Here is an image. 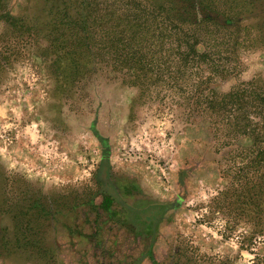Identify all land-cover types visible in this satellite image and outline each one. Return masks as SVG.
Masks as SVG:
<instances>
[{
  "label": "rangeland",
  "instance_id": "1",
  "mask_svg": "<svg viewBox=\"0 0 264 264\" xmlns=\"http://www.w3.org/2000/svg\"><path fill=\"white\" fill-rule=\"evenodd\" d=\"M216 1L211 21L190 25L173 0H98L89 42L64 36L60 78L45 28L62 2H1L0 264H264V0ZM106 168L119 191L108 208ZM158 204L173 206L129 221Z\"/></svg>",
  "mask_w": 264,
  "mask_h": 264
},
{
  "label": "trees",
  "instance_id": "2",
  "mask_svg": "<svg viewBox=\"0 0 264 264\" xmlns=\"http://www.w3.org/2000/svg\"><path fill=\"white\" fill-rule=\"evenodd\" d=\"M4 1V0H3ZM0 0V10L3 7ZM49 4L53 7L54 5H57L59 2H62L64 8L56 13L55 16L53 17L50 25L45 28L46 32L49 35L48 41L51 43L53 47H56L57 50L56 52V58L54 59L53 63L59 65L58 71L55 73L57 75V78L60 76H63L66 74L67 70L69 68H72L70 64H65L64 59H66V54L67 52L66 49L70 47L71 44L70 40L67 41V37L64 38V36L67 34V31L71 32V34L75 37H80L78 38L79 43L84 42L85 45L89 42L86 41L91 38L92 33V27L94 26L93 23L95 21H104V15L101 16L100 14L95 15L94 10L98 11V0H47ZM175 4V9L178 8L181 12V15H185L193 18L194 20L189 23L190 25L195 24L199 25L201 23H205L207 21H211V15L207 12H210L211 10L216 9L214 4H218L216 0H173ZM252 8H254V2L251 3ZM214 5V7H213ZM74 7L75 14L71 15L70 10L71 8ZM262 7V6H261ZM203 11L205 14V17L202 19H199L198 17V11ZM214 10V11H215ZM241 11H237V14H240ZM237 16V15H236ZM239 18L235 17L233 14H227L225 17L226 19V26H231L234 23V20ZM106 20V19H105ZM108 21V20H107ZM180 23H184L183 21H179ZM70 34V33H69ZM82 35L83 37L81 38ZM63 37L64 39L62 40L61 43L55 44V41L58 38ZM193 51L195 53H199L197 48L194 45ZM76 51L70 52L72 57L75 60V63H78L81 59H77ZM55 54V53H54ZM199 55H205V53H199ZM83 60V59H82ZM89 63V61H86ZM85 63V65L87 64ZM59 77V78H60ZM240 93H230L229 96L233 97H240ZM244 97V96H243ZM253 98V97H252ZM254 208H257L255 212V216H258L264 210L259 209L260 206H262V202H264V90H259L254 84ZM252 104V103H251ZM249 119V118H248ZM251 120V119H249ZM92 131L94 135L98 138V140L102 143V145L108 149L109 145L107 143V139L104 138L98 130L96 129L95 126H93ZM108 157L109 154L106 153L103 155L104 161L107 162L108 164ZM109 166V165H108ZM104 170V175H107V178L104 177V179L101 177V172L99 170V173L97 175V179L101 181L103 184V191H104V206L106 208L109 207L110 204H112V201L114 197L117 196L116 192L114 191V186L112 182L110 181V174H109V169H103ZM108 189V190H106ZM117 198V197H116ZM173 204H158V205H153L147 209H139L137 210H130L132 211V218L129 220L133 225L135 223H150L152 219H147L143 216V213L146 212L147 210L151 208L157 209L158 215L157 217H161L163 213L169 208H171ZM256 218V217H255ZM153 222L155 220H152ZM135 227H139L137 225H134ZM137 229V228H136ZM154 228H149L147 229L148 232H153ZM151 250V249H150ZM148 251L150 253L151 251Z\"/></svg>",
  "mask_w": 264,
  "mask_h": 264
},
{
  "label": "flooded vegetation",
  "instance_id": "3",
  "mask_svg": "<svg viewBox=\"0 0 264 264\" xmlns=\"http://www.w3.org/2000/svg\"><path fill=\"white\" fill-rule=\"evenodd\" d=\"M114 186V185H113ZM114 191L116 192V194H119V191L117 189V187L114 186ZM122 206H125V202H120ZM104 206V205H103ZM138 231V230H137ZM139 232V231H138Z\"/></svg>",
  "mask_w": 264,
  "mask_h": 264
}]
</instances>
